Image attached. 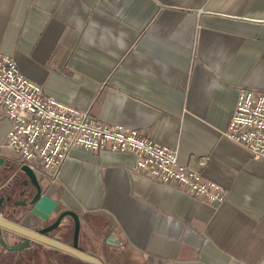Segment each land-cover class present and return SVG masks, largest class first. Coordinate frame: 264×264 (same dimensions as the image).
Segmentation results:
<instances>
[{
  "label": "crops",
  "instance_id": "0c3cea01",
  "mask_svg": "<svg viewBox=\"0 0 264 264\" xmlns=\"http://www.w3.org/2000/svg\"><path fill=\"white\" fill-rule=\"evenodd\" d=\"M0 52L47 96L175 149L181 164L205 156L202 179L224 192L207 203L136 169L131 153L74 148L57 183L42 186L80 214L83 252L106 264H264V159L222 136L239 91L264 93V0H0ZM11 127L0 107V157L14 176ZM15 176L19 189L27 177ZM7 197L0 215L42 225ZM112 231L119 248L105 256L100 238ZM74 232L51 235L69 244ZM0 264L89 263L33 242L0 245Z\"/></svg>",
  "mask_w": 264,
  "mask_h": 264
},
{
  "label": "built area",
  "instance_id": "2783aa9c",
  "mask_svg": "<svg viewBox=\"0 0 264 264\" xmlns=\"http://www.w3.org/2000/svg\"><path fill=\"white\" fill-rule=\"evenodd\" d=\"M0 107L12 121L5 147L19 165H28L50 184L59 180L74 148L112 150L136 156L135 168L142 169L162 185L180 188L207 203L224 200L215 182L202 179L205 156L191 157L181 164L177 151L143 137L119 123L93 119L87 110L47 96L43 86L25 77L17 63L0 52ZM244 147L249 159H264V93L241 89L222 132Z\"/></svg>",
  "mask_w": 264,
  "mask_h": 264
},
{
  "label": "water",
  "instance_id": "95a60500",
  "mask_svg": "<svg viewBox=\"0 0 264 264\" xmlns=\"http://www.w3.org/2000/svg\"><path fill=\"white\" fill-rule=\"evenodd\" d=\"M15 170L12 162L9 159L0 157V172L3 175H9L8 182L0 187V198L4 199L7 197V201L12 200L14 194L19 192V189L14 188V180L17 176L16 173H24L27 177L24 182V188L19 195H25L23 203L15 202L14 206L17 208H25L28 213H33L35 216L42 221V225L37 228H31L26 225L16 223L11 219H7L3 215H0V245L6 251H20L33 242H40L46 244L52 248L71 254L81 261H85L89 264H106L103 258L96 257L93 254L83 252L79 247V232L81 230V216L73 209L62 210L59 207V202L55 198H51L45 194L42 180L35 174V172L28 166L22 165L14 176L10 173ZM14 185V186H13ZM7 194V195H6ZM6 195V196H5ZM3 196V197H2ZM18 203V204H17ZM12 210L16 212V209ZM56 216L52 223H49L50 219ZM68 220L66 224L64 222ZM74 224V241L72 243H65L61 239L53 237V232L60 230L61 234L64 233L70 225ZM13 235L20 236L23 241L16 244H7L6 238L12 237ZM102 243L103 252L107 256V249L116 247L119 248V239L114 237V232H108L106 235L100 238ZM112 258L109 256L108 260Z\"/></svg>",
  "mask_w": 264,
  "mask_h": 264
},
{
  "label": "flooded vegetation",
  "instance_id": "af4514ba",
  "mask_svg": "<svg viewBox=\"0 0 264 264\" xmlns=\"http://www.w3.org/2000/svg\"><path fill=\"white\" fill-rule=\"evenodd\" d=\"M16 182H17V180H14V185L16 184ZM23 188H24V185L22 186V187H19V192L18 193H16L18 196H17V198H18V200H15L14 201V199L13 200H9V202H11V207H12V209L13 208H15V206H14V203L15 202H18V203H23V201H24V199H25V195H23V196H21V195H19V193L23 190ZM16 194H14V195H16ZM1 199V198H0ZM5 199V198H4ZM18 207H20V206H18Z\"/></svg>",
  "mask_w": 264,
  "mask_h": 264
},
{
  "label": "rangeland",
  "instance_id": "374dc122",
  "mask_svg": "<svg viewBox=\"0 0 264 264\" xmlns=\"http://www.w3.org/2000/svg\"><path fill=\"white\" fill-rule=\"evenodd\" d=\"M57 183V182H56Z\"/></svg>",
  "mask_w": 264,
  "mask_h": 264
}]
</instances>
